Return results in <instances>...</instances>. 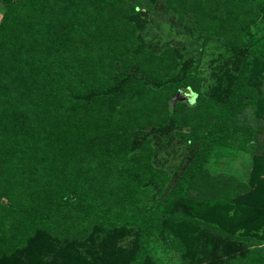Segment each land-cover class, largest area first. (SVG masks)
Masks as SVG:
<instances>
[{
	"label": "trees",
	"instance_id": "trees-1",
	"mask_svg": "<svg viewBox=\"0 0 264 264\" xmlns=\"http://www.w3.org/2000/svg\"><path fill=\"white\" fill-rule=\"evenodd\" d=\"M0 19V262L12 261L38 234L80 238L93 226L138 228L130 264H143L159 235L165 211L193 197L214 203L246 191L229 175L206 177L216 148L235 141L243 93L255 65L264 63V25L250 32L257 3L264 0H165L179 15H191L207 36L226 40L242 55L227 103L213 121L199 112L206 99L194 77L178 72L169 54L130 56L135 40L125 14L138 0H1ZM116 63L132 65L146 79L135 91ZM177 97L194 100V108ZM176 124L199 149L190 165L152 209H144L148 183H166L149 160L148 147L128 152L135 131ZM247 149L256 153L252 133ZM163 246L182 249L166 236ZM164 248V247H163ZM231 264H264L254 249Z\"/></svg>",
	"mask_w": 264,
	"mask_h": 264
},
{
	"label": "rangeland",
	"instance_id": "rangeland-1",
	"mask_svg": "<svg viewBox=\"0 0 264 264\" xmlns=\"http://www.w3.org/2000/svg\"><path fill=\"white\" fill-rule=\"evenodd\" d=\"M3 7L0 0V19ZM127 32L135 40L132 57L148 51L155 56L169 54L178 72L194 77V88L207 106L200 111L204 123L212 122L216 106L228 102L240 70L242 55L230 53L222 37L207 36L191 15H179L166 7L165 0H138L135 12L125 14ZM254 23L248 30L264 25V3H257ZM132 65L125 70L116 63L117 76L128 75L129 88L146 84ZM244 109L238 113L235 141L216 148L206 165V177L229 175L242 183L246 191L232 199L210 203L193 197L174 202L164 213L159 235L152 243L143 264H231L245 260L254 249L264 252V63H257L245 85ZM194 108L195 101L175 98ZM188 128L176 124L138 129L125 148L128 152L149 149L151 165L164 172L166 183H148L144 209H152L186 171L199 149L181 133ZM259 139L260 149L251 153L248 138ZM139 229L135 227L93 226L80 238L59 239L38 234L31 245L19 251L11 261L0 264H130L138 250ZM166 236L182 249H167ZM164 247V248H163Z\"/></svg>",
	"mask_w": 264,
	"mask_h": 264
}]
</instances>
